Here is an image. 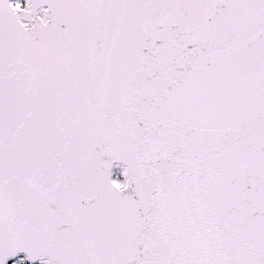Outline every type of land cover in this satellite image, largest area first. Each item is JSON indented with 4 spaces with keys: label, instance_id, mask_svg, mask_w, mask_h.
Returning <instances> with one entry per match:
<instances>
[{
    "label": "snow or ice",
    "instance_id": "1",
    "mask_svg": "<svg viewBox=\"0 0 264 264\" xmlns=\"http://www.w3.org/2000/svg\"><path fill=\"white\" fill-rule=\"evenodd\" d=\"M0 264H264V0H0Z\"/></svg>",
    "mask_w": 264,
    "mask_h": 264
}]
</instances>
